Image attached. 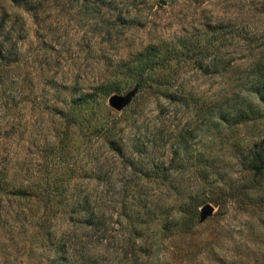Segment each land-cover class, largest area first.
I'll return each mask as SVG.
<instances>
[{"label":"rangeland","instance_id":"1","mask_svg":"<svg viewBox=\"0 0 264 264\" xmlns=\"http://www.w3.org/2000/svg\"><path fill=\"white\" fill-rule=\"evenodd\" d=\"M0 44V166L25 192L0 199V264H52L47 221L82 197L107 224L75 232L121 251L115 264H264V179L245 168L264 139L263 105L246 93V65L264 69V0H0ZM110 125L124 158L94 132ZM161 163L168 181L152 177ZM192 198L197 221L161 233Z\"/></svg>","mask_w":264,"mask_h":264},{"label":"trees","instance_id":"2","mask_svg":"<svg viewBox=\"0 0 264 264\" xmlns=\"http://www.w3.org/2000/svg\"><path fill=\"white\" fill-rule=\"evenodd\" d=\"M213 28L215 26H212ZM208 26V29L212 28ZM4 52V45L0 44V55H2ZM1 57V56H0ZM3 57V56H2ZM256 65V64H255ZM208 67H212L214 69H217V65H215L212 61V59H209V62L207 64ZM248 68V72L246 73L248 82L250 84V88L247 90L248 96H253L256 101L259 104H262V108L264 109V69H261L263 71H260L256 69L253 63H250L246 65ZM102 86V85H101ZM105 87V86H103ZM239 99V96L237 97ZM245 99V98H244ZM79 107H86V106H79ZM241 115V113H239ZM240 116L234 115L233 120L234 122H240L239 120ZM241 119V118H240ZM220 123H227L228 119L223 117H220L218 120ZM97 139L101 140V143L104 145H110V147L115 150L121 158L126 157L124 155L122 146H119L115 144L112 140V137L117 132L114 125H110L109 127H99L94 130ZM178 151L173 150V154L170 158L169 165L173 163L175 160H179L178 157ZM181 163H183L181 161ZM245 168L246 171L250 176H252L254 179H264V139H260L257 141H254L248 152L247 157L245 158ZM171 176V171L169 167H165L163 163H161V166L158 168L153 169L152 177H156V179L161 181H168V178ZM8 172L7 169L4 166H0V199L6 198L8 195H13L14 197L21 199L24 198V188H10L9 182H8ZM169 190V189H168ZM55 192V191H54ZM54 192L51 191H45L43 193L47 194L45 196L46 198H50L51 195L54 194ZM29 197L31 198H39V196H42L41 192H38L37 190H32L29 192ZM57 195V194H56ZM117 199L119 198V193H116ZM101 199V198H99ZM100 203L95 202L93 203L89 213L86 212V210H80V208H86L90 206V203L88 202L87 197L76 199L72 204L69 203V209L70 211L63 210V215L68 216V218H64V220L61 221H47L48 222V230L46 231V237L48 241L49 247L54 246L53 250V263L52 264H94V260L98 257L100 258H106L109 259L110 264H115L116 259L118 260V257L121 254L120 252H116L115 255L111 258L109 257L110 254L107 251L106 246L103 245V250H94L88 247V244L86 242H83L76 234L75 229L77 225H84V226H93V227H104L107 224V216L104 215L105 212H103L100 209ZM181 205V214L177 219H167L163 224L160 225L159 231L162 232H168V231H176L181 224L179 222H182V224H187L190 226L193 223L197 221V214H198V202L195 200V198H192L191 201L188 202V204L182 203ZM48 207L47 206H41ZM49 207L51 208L52 206ZM40 208V207H38ZM40 211V209L38 210ZM147 212L143 214L144 216L151 217V222H153L158 214V211L151 210L148 211V208L146 209ZM80 213H86L83 218H81ZM160 216V213H159ZM80 217V219H79ZM138 214L129 218V225L131 227V231H136L139 228V225L143 223H139ZM184 217V218H183ZM170 229V230H169ZM104 231V230H103ZM56 239V244L51 242L50 240ZM99 253V254H98ZM106 260V261H107ZM118 262V261H116ZM130 264H139V259L136 258L134 260H129Z\"/></svg>","mask_w":264,"mask_h":264},{"label":"water","instance_id":"3","mask_svg":"<svg viewBox=\"0 0 264 264\" xmlns=\"http://www.w3.org/2000/svg\"><path fill=\"white\" fill-rule=\"evenodd\" d=\"M134 92H130L123 97H119L117 95H112L108 98V105L115 111H120L123 107H125L130 98L133 96ZM212 212V207L208 204L204 205L199 209L200 218L203 220L207 216H209Z\"/></svg>","mask_w":264,"mask_h":264}]
</instances>
